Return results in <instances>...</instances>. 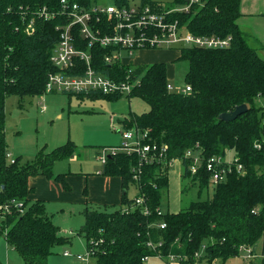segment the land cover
Wrapping results in <instances>:
<instances>
[{"label":"trees","instance_id":"obj_1","mask_svg":"<svg viewBox=\"0 0 264 264\" xmlns=\"http://www.w3.org/2000/svg\"><path fill=\"white\" fill-rule=\"evenodd\" d=\"M72 1L90 6L97 0ZM115 2L129 4V0ZM240 7L241 0H206L203 6L194 5L188 12L174 15L196 34L232 35V43L226 48L180 50L177 60L189 63L185 82L191 91L168 88V67L163 61L137 64L131 72V77H139L140 82L128 96L143 98L150 109L140 114L130 112L121 123L126 129H147L149 142L167 144L168 149L160 162L141 163L137 153L118 151L103 164L102 173L121 177L124 193L120 205L113 208L89 209V203L85 207L86 220L78 233L87 239L88 251L98 264H167L170 254L181 256V264H213L217 259L226 262L263 237L264 57L250 44L249 33L238 23ZM44 11L52 16L46 17ZM67 19L60 0H0V232L26 264H51L48 257L53 248L72 241L61 233L45 201L30 197L34 191L30 178L44 175L69 187L67 174H56L54 164L76 155L78 146L69 140L51 151L43 147L34 161L22 163L21 156H17L12 162L8 156L5 103L10 95L46 93L48 75L59 71L51 57L60 38L58 27ZM91 51L100 71L118 80L130 74V65L101 61L105 48L95 46ZM78 95L109 100L123 96ZM240 104H247L248 109L236 119H219L221 113ZM197 143L202 148L203 163L193 174L185 153ZM229 150L235 152L232 170L214 185L206 160L215 154L227 155ZM175 158L181 160V178L189 179L200 190L213 185L214 192L178 211L158 214L163 192L170 184V166L165 163ZM139 164L142 175L138 182L133 167ZM238 164L242 171L237 169ZM132 183L139 187L138 196L146 198L150 214L140 207L132 208L134 200L127 191ZM15 203L22 207L17 208ZM162 222L166 223L164 228L159 226ZM150 242L154 247L148 245ZM158 254L163 258L156 257ZM0 264H4L1 259Z\"/></svg>","mask_w":264,"mask_h":264},{"label":"built area","instance_id":"obj_2","mask_svg":"<svg viewBox=\"0 0 264 264\" xmlns=\"http://www.w3.org/2000/svg\"><path fill=\"white\" fill-rule=\"evenodd\" d=\"M60 3L68 21L58 27L60 38L51 60L59 71L48 75L47 93L129 95L140 82L139 77H131V72L137 65L133 63V54L136 51L181 50L185 47L226 48L232 43V35L224 37L214 34L199 35L174 18V15L178 13L188 12L194 5L203 6L206 0H182L173 6L160 2L144 3L142 0H129V4L114 2L108 5L96 1L90 6L72 0H60ZM49 14L45 12L48 18L52 16ZM95 46L106 49V54L101 61L109 65L115 63L130 65V74L128 73L124 80H118L100 71L98 62L91 51ZM168 88L174 90L171 83L168 84ZM179 91H191V86L186 85ZM120 131L124 138L123 144L105 147L98 154V159L103 164L107 162L109 156L118 151L137 153L141 163L160 162L165 158L168 145L160 146L149 142L147 129L120 128ZM8 156L11 157L10 154ZM185 157L191 160L189 165L191 172L197 173L203 163L201 145L197 143L195 147L188 149ZM177 160L180 159H171L165 165L171 168ZM235 160L234 158L229 161L222 154L212 155L206 160L205 166L212 173L211 181L214 185L226 178V173L232 170V163ZM224 164H227V167L223 166ZM237 169L242 171V165L238 164ZM133 172L134 179L139 182L142 175L141 165L134 166ZM133 200L132 208L140 207L146 215L150 214V208L144 196L137 195ZM15 205L17 208L22 207L21 203H15ZM157 211L158 214H163L162 208H157ZM159 226L164 228L166 223L162 222ZM148 245L154 247L151 242ZM204 248L205 245L202 246V250ZM199 253L196 255L198 256ZM65 254L69 255V252ZM89 255H91L90 251ZM156 257L163 258L162 254ZM78 258L88 259L80 254ZM148 259L149 257L145 258V260ZM167 259V264H181L182 261V257L175 254H170Z\"/></svg>","mask_w":264,"mask_h":264},{"label":"rangeland","instance_id":"obj_3","mask_svg":"<svg viewBox=\"0 0 264 264\" xmlns=\"http://www.w3.org/2000/svg\"><path fill=\"white\" fill-rule=\"evenodd\" d=\"M97 1L104 5L115 2V0ZM156 1L167 6L175 5V0ZM164 53L167 52L157 50L136 51L133 54V59L138 58L150 65L154 63L152 59L165 58ZM260 54L264 57L262 50ZM169 58L170 56L166 57V59ZM166 63L169 81L174 90L179 91L185 88L188 61L177 60L174 56ZM149 109V103L143 98L129 97L126 94L117 100H109L103 97H80L78 94L69 95L54 92L25 97L10 95L5 103V129L8 147L15 155L21 156L22 163H27L34 161L43 147H46L47 151H51L72 140L78 146L76 155L79 159L70 160L67 158L57 161L54 164L55 173L58 174L61 169L97 173L99 170H103V163L97 158V154L105 147L120 146L124 142L120 131V128H124L121 120L130 112L140 114ZM234 156L233 150L227 151V155H224L229 161H232ZM179 164H181V160L175 161L171 170H174ZM182 171L183 167L181 174ZM175 179L171 178L169 187L163 192L162 210L164 212L168 210L178 211L189 205L192 200L205 199L213 195V185L200 190L198 185H192L189 179ZM183 189H186L184 193L182 192ZM134 194L135 189L131 187L128 195L131 198ZM59 211V216L63 219L62 223H65L68 231H71V234H67V236H70L72 241L56 245L48 257L49 263L98 264L97 258L94 255H89L87 239L78 233L86 218L84 219L78 210L62 211L59 208ZM65 251L70 252V255L64 254ZM201 251L203 250L201 249ZM79 254L88 259H79ZM0 259L4 264H26L20 253L7 242L1 232ZM190 264L208 263L197 261ZM227 264H232V259H228Z\"/></svg>","mask_w":264,"mask_h":264},{"label":"crops","instance_id":"obj_4","mask_svg":"<svg viewBox=\"0 0 264 264\" xmlns=\"http://www.w3.org/2000/svg\"><path fill=\"white\" fill-rule=\"evenodd\" d=\"M240 9L241 16L238 19L239 25L249 33V42L252 46L257 48L258 53L260 54L261 50L264 53V0H241ZM155 50L167 52L164 53V55L166 57L170 56V58L166 59V57H159L157 59H152L154 62H167L174 56L178 58L180 54V50L177 49ZM155 50L142 51L149 52ZM133 63L145 64L146 62L137 58L134 59ZM9 154L11 155V157H9L10 159L19 156L15 155L10 150ZM75 159H79L77 155L70 158V160ZM180 165L181 164L174 170L170 168V180L171 178H181L182 165L181 168ZM100 171L102 170H99L97 173H90L83 170L61 169L58 173L67 174L65 180L69 187H66L61 181L50 179L44 175L32 176L30 178V184L34 187V191L30 197L32 199H42L45 201L47 210L53 214V219L60 227L61 233L67 236V234H71V231H68V227L64 225L65 223H62L63 219L59 216V208L62 211L78 210L85 219L84 210L88 203L87 207L89 209L103 208L104 206L113 208L120 205L124 193L121 177L110 176ZM131 187L135 189V194L131 197L134 199L139 194L140 190L138 185L132 183L128 186V192ZM85 189H87V194H85ZM128 197L130 196L128 195ZM82 226L83 224L80 226V229ZM231 259L232 264H264V235L258 243L246 247V249H242L238 256ZM227 261L221 262L217 259L213 264H227Z\"/></svg>","mask_w":264,"mask_h":264},{"label":"water","instance_id":"obj_5","mask_svg":"<svg viewBox=\"0 0 264 264\" xmlns=\"http://www.w3.org/2000/svg\"><path fill=\"white\" fill-rule=\"evenodd\" d=\"M248 109L247 104H240L234 110L223 112L219 115V119L223 121H232L236 119L241 113Z\"/></svg>","mask_w":264,"mask_h":264}]
</instances>
